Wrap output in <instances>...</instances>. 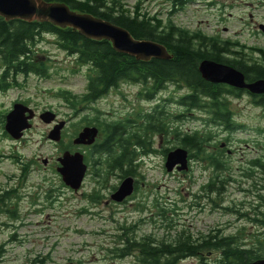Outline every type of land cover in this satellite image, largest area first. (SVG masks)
I'll list each match as a JSON object with an SVG mask.
<instances>
[{
  "label": "rangeland",
  "instance_id": "1",
  "mask_svg": "<svg viewBox=\"0 0 264 264\" xmlns=\"http://www.w3.org/2000/svg\"><path fill=\"white\" fill-rule=\"evenodd\" d=\"M119 1L129 11L139 5L149 16L171 20L176 27L190 32L238 42L247 49H264V36L258 32V25L264 24V4L260 0H174L182 8H177L173 16L169 15L173 8L171 0ZM54 41L52 36L44 35L34 49L37 60L47 65L48 76L21 75L14 79L17 86L0 92V113L4 116L14 104L23 103L37 115L52 111L58 121L66 122L58 144L47 138L52 126L41 123L37 117L18 141L5 136L0 125V189L13 188L20 197L17 221L10 222L6 215L0 214V245L4 244L6 251L0 264H32L35 259H44L47 264H136L134 256L119 258L115 253L120 248L121 228L133 225L137 226L135 237L138 239L153 236L161 241L182 231L194 234L224 228L226 236L238 233L245 243H253L262 230L239 215L253 218L252 210L256 208L264 212V201H258L250 190L253 179L246 177L249 172H255L254 161H264V113L250 105L251 100L246 96L230 102V110L236 114L235 122L240 127L230 134L220 127L207 125L205 119H197L201 118L198 115H188L178 104L174 106L182 95L172 85L147 102L140 95V86L122 83L104 99L74 112L56 93L68 91L72 96H82L86 92L88 72L73 57L59 50ZM156 104L164 107L167 116H172L169 123L173 130L181 134L195 131L212 134L210 153L220 150L215 144H224L223 161L236 182L225 187L222 203L216 196L208 199L200 194V187L209 181L212 173L204 171V165L199 162L193 160L187 173H166L161 153L179 147L173 136L161 140L155 136L152 152L135 163L140 165L134 176L138 191L127 202L109 201L114 192L112 188L117 189L123 180L119 179L120 173L108 180L96 203L92 201L93 196L87 198L94 195L96 188L91 176L83 181L77 193L63 185L56 172V159L62 152H81L90 165L99 159L94 146L72 145L74 137L87 126L83 118L98 117L108 123L133 119L136 114L148 113ZM102 141L103 135L96 146ZM43 160L48 161L47 165L42 164ZM25 164L31 166L23 180ZM48 191L50 195L46 197ZM155 200L170 211L161 220L154 218ZM227 207L232 211L226 210ZM204 257L179 264H214L219 253L211 251L209 255L204 253Z\"/></svg>",
  "mask_w": 264,
  "mask_h": 264
},
{
  "label": "trees",
  "instance_id": "2",
  "mask_svg": "<svg viewBox=\"0 0 264 264\" xmlns=\"http://www.w3.org/2000/svg\"><path fill=\"white\" fill-rule=\"evenodd\" d=\"M43 1L63 3L74 12L89 14L125 29L135 40L160 44L165 47L171 59L136 61L132 57L114 52L106 41L85 39L70 28L60 29L48 22L38 21L6 22L0 18V92H5L14 85L17 86L14 79L18 76L31 74L38 77L48 76L47 65L37 60L34 49L37 48L42 36L49 35L54 38L59 50L73 57L75 63L86 68L88 72L86 92L82 96H72L68 91L56 93V97L66 102L74 112L86 105L95 104V101L105 97L111 89L117 88L121 83L140 86L142 90L140 95L147 102L154 100L155 96L163 92L168 85H172L177 86L176 92L182 88L187 90L186 94H181L176 103H173L181 106L183 112L190 113L193 109L202 108L209 114L219 115L214 119L205 120L207 125L220 127L230 134L240 128L228 113L226 100L219 101L220 98L230 96V92L224 89L227 87L218 88L202 81L197 66L200 61L205 60L230 65L243 74L246 83L254 82L264 79V49H247L238 42L189 34L188 30L176 27L171 20L162 21L158 17L149 16L138 6L133 7V11H129L119 0ZM227 54L232 58H228ZM205 98L210 101L201 105L200 100ZM260 98L259 104L256 105L260 107L256 108L259 110L262 108L264 112V96ZM167 114L163 106L156 104L148 113L136 114V118H124L122 121L110 123L102 121L98 124L104 128V140L94 146L95 154L99 156V159L91 164L92 179L96 183V188L94 195L91 194L87 198L93 196L92 201L99 202L102 197L100 191L106 188L105 184L115 173H120L119 179L128 176L134 178L140 166L135 163L152 152L155 136L160 140L173 136L178 140L177 148H182L188 153V171L191 162L195 160L204 165V171L212 173L209 181L200 187V194L208 199L216 196L222 203L225 187L236 182L228 164L223 161L224 151L219 149L212 153L208 151L212 134L206 135L197 131L192 134H181L173 130L169 123L172 116ZM3 118L4 114L0 113L1 128L4 124ZM97 118H83L82 122L91 125L93 121L97 122ZM177 118L180 116L175 117ZM4 135L6 136L5 132ZM214 147L220 148V145L215 144ZM171 150L162 151V157L166 158ZM30 166L25 164L22 168L23 180L26 179ZM253 166L252 170L255 172H249L246 176L253 179L250 190L258 201H264L262 185L264 161L257 159L253 162ZM112 189L115 191L116 187ZM137 191L136 181L134 194ZM45 195L49 197L50 191ZM19 201L20 197L15 189H0V214L6 215L10 222L17 221ZM158 202L155 200L152 208L154 218L161 220L170 211ZM226 210L232 211L229 207ZM252 212L253 218L241 213L239 217L254 222L261 228L262 231L256 235L253 243H245L238 233L221 237L219 232L212 231L207 235L182 231L173 238L169 236L161 241L153 236L138 239L135 237L137 226L133 225L130 228H121L123 234L118 237L120 248H117L115 253L119 258L134 256L136 264H179L187 259L197 258L203 253L216 251L219 253V259L214 264H253L264 260V212L258 211V208L253 209ZM5 225L7 226V223ZM4 247V244L0 245V262L6 252ZM32 264H47V261L35 259Z\"/></svg>",
  "mask_w": 264,
  "mask_h": 264
},
{
  "label": "water",
  "instance_id": "3",
  "mask_svg": "<svg viewBox=\"0 0 264 264\" xmlns=\"http://www.w3.org/2000/svg\"><path fill=\"white\" fill-rule=\"evenodd\" d=\"M0 18L6 22L20 20L30 23L38 21L48 22L60 29L70 28L85 39L97 42L106 41L114 52L132 57L136 61L148 62L152 59L169 61L171 59L162 45L147 40H135L125 29L92 15L74 12L63 3H46L43 0H0ZM260 29L264 33V26H260ZM198 72L201 78L209 83L225 84L245 90L250 95L264 94V79L246 83L243 74L231 67L205 60L199 64ZM34 119L35 112L31 108L16 103L4 116L3 130L10 139L18 141L23 137L24 132L32 127L31 122ZM38 119L47 126L52 125L47 138L50 142L59 143L66 123L56 121V115L51 111L39 114ZM98 133L96 127H83L72 140V145L91 147L95 144ZM223 146L224 144L221 145V147ZM47 163V160L42 161L43 165H47ZM56 163V172L63 185L73 193H77L87 172L83 154L78 151L73 153L65 151L56 159ZM164 169L166 173L187 172V151L182 148L169 151L166 155ZM134 190L135 179L131 176L125 177L117 189L111 193L109 200L114 204H122L132 197ZM253 264H264V260L256 261Z\"/></svg>",
  "mask_w": 264,
  "mask_h": 264
},
{
  "label": "flooded vegetation",
  "instance_id": "4",
  "mask_svg": "<svg viewBox=\"0 0 264 264\" xmlns=\"http://www.w3.org/2000/svg\"><path fill=\"white\" fill-rule=\"evenodd\" d=\"M171 2H173V4L171 5L173 8H172V10H171V13H169V15H172V14H175L174 13V11H177V8H182V6H178V4L177 3H175V1L174 0H171ZM260 2L262 3V4H264V0L263 1H261L260 0ZM138 7H139V5H137ZM140 8V7H139ZM173 16V15H172ZM260 26H264V24H261V25H258V32H259V34L260 35H263L264 36V33L262 32V30H263V28H262V30L260 29ZM189 34H200V33H197V32H190L189 31ZM202 35V34H201ZM227 57L228 58H232V56L230 55V54H227ZM201 63V61L198 63V66H199V64ZM221 64V63H220ZM222 65H225V66H228V67H231V68H233L232 66H230V65H226V64H222ZM198 66H197V70H198ZM233 69H235V68H233ZM236 70V69H235ZM202 79V78H201ZM202 81H204V82H206V83H208V84H210V86H214V87H222V86H225V87H227V88H224L227 92H230V96H226V98H220L219 99V101H223V100H226V103L228 104V113L229 114H231L232 115V118L233 119H236V114H233L232 112H231V110H230V102H232V101H235V100H239V99H241L243 96H246V97H248L250 100H251V102H250V105L252 104L253 105V107L254 108H256V107H260V106H256L257 104H259V102H260V97L261 96H264V94H262V95H250L247 91H245V90H240V89H236V88H233V87H230V86H227V85H225V84H221V83H216V84H213V83H209V82H207V81H205V80H203L202 79ZM248 83V82H247ZM251 83V82H250ZM175 87V89L177 88V86H174ZM177 93H180V94H186L187 93V90H185L184 88H182L180 91H178ZM102 99H104V97L103 98H101L100 100H102ZM99 101V100H98ZM98 101H95V103H97ZM201 102V105H204L206 102H208V101H210V100H206V98H205V100H200ZM174 106H176V104H173ZM261 111L263 112V110H262V108H261ZM264 113V112H263ZM188 115H190V116H196V115H198L199 117H201V118H197V119H205V120H209V119H214V118H216V117H218L219 115H213V114H209L206 110H204V109H202V108H196V109H193ZM96 118V117H95ZM94 119V118H93ZM129 119V118H128ZM101 121H100V119H98L97 118V123H92L91 125H87V126H89V127H96L97 129H98V136H97V138H96V143H97V141L99 140V138L103 135V138H104V133H103V129L104 128H102V127H100L98 124L100 123ZM108 123V122H107ZM110 123V122H109ZM104 140V139H103ZM96 143H95V145H93V146H96ZM55 144V143H54ZM90 148H92V147H90ZM220 150H223V149H220ZM225 152H227L228 153V150H226ZM85 161V160H84ZM85 164H86V166H87V172H86V174H85V178H84V181L87 179V177L88 176H91V179H92V168H91V165L90 164H88V163H86L85 162ZM223 228V227H222ZM210 232V231H209ZM209 232H207V233H204V234H208ZM212 232L213 233H217V232H219V234L221 235V237H226V235L224 234V228L223 229H220V228H217V229H214V231L212 230ZM198 233H200V232H195V234H198ZM202 234V233H201ZM207 255H209V253H206ZM199 257H201L200 259H206L205 257H204V253L203 254H201ZM199 257H197L196 259H198Z\"/></svg>",
  "mask_w": 264,
  "mask_h": 264
}]
</instances>
